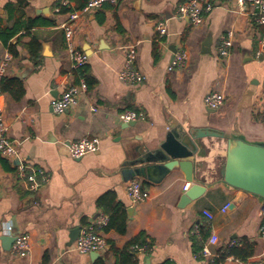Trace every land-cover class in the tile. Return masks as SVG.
<instances>
[{
  "label": "crops",
  "instance_id": "obj_1",
  "mask_svg": "<svg viewBox=\"0 0 264 264\" xmlns=\"http://www.w3.org/2000/svg\"><path fill=\"white\" fill-rule=\"evenodd\" d=\"M69 1V12L86 4ZM188 1L123 0L84 14L74 24L73 39L89 56L88 91L76 106L57 114L51 100L78 83L61 27L69 12L58 10L60 0H0V28L19 27L10 39L18 55L0 39V59L6 50L12 55L3 76L4 117L7 135L18 149L16 158L0 156V264H98L100 260L117 264L115 249L142 232L152 239L153 247L149 253H137L138 264H211L212 257L193 249V237L201 240L200 228L205 225L208 240L217 237V243L210 244L212 254L233 240L239 244L249 240L256 243L249 259L264 261V240L259 237L263 199L208 177L211 186L181 207L184 187L192 183L180 168L161 175L153 164L136 163L145 148L164 139L174 121L191 132L211 128L225 134L202 140L201 152L206 153L201 170L220 164L227 140L235 135L264 142V50L258 54L264 30L254 7L248 4L241 11L235 0H211L212 10L201 24L192 26L177 14L178 6ZM158 21L166 23V34L156 30ZM229 31L232 46L222 59L217 50ZM129 43L137 44L136 64L145 76L135 86L119 78L125 62L119 47ZM180 46L188 52L187 65L169 71ZM207 48L209 52L204 51ZM14 78L24 84L20 100L10 91ZM210 91L226 97L214 111L204 103ZM92 105L98 110L93 111ZM128 109L142 111L146 119L126 127L119 115ZM86 136L99 137V149L71 157L69 144ZM20 164L44 169L48 182L30 190L20 176ZM144 166L151 179L136 175ZM135 178L150 193L139 205L132 204L127 191ZM113 211L114 223L125 213V233L114 227L103 231L107 247L96 259L75 250L78 236L73 231ZM204 211L213 218L208 220ZM22 233L30 235L32 246L25 258L12 252L10 239ZM223 264L243 262L229 257Z\"/></svg>",
  "mask_w": 264,
  "mask_h": 264
},
{
  "label": "built area",
  "instance_id": "obj_2",
  "mask_svg": "<svg viewBox=\"0 0 264 264\" xmlns=\"http://www.w3.org/2000/svg\"><path fill=\"white\" fill-rule=\"evenodd\" d=\"M123 0H88L87 3L80 9L73 10L68 14L67 22L63 23L61 27L64 29L66 38V48L69 54L72 68L78 77V83L69 85L66 90L58 97L51 100V108L54 113L61 114L76 106L80 97L88 91V83L85 77V67L88 63V55L80 49L73 39L74 24L86 13L91 10L102 7L105 3H117ZM238 8L244 11L248 4L252 5L255 9L256 20L264 30V0H235ZM61 6L68 7L69 0H60ZM213 4L211 0H189L187 3L180 4L177 8V14L181 18H188L192 26L201 24L204 16L212 10ZM60 7H58L59 10ZM156 30L164 35L167 33L166 23L158 21L155 24ZM233 32L229 31L221 40L218 47V55L224 59L228 57L230 48L232 46ZM260 50H264V31L260 39ZM124 51L125 62L123 68L119 72V78L122 82L135 86L143 82L145 76L138 68L137 62V44L129 43L119 47ZM12 55L6 50L5 54L0 59V156L4 158L18 157V149L13 140L7 135V124L4 117V92L2 88V79L5 69L10 61ZM189 60L188 52L185 48L180 46L173 54L169 71L176 68H184ZM225 95L218 91H210L204 98L205 106L209 109L217 110L225 102ZM93 111L98 108L95 105L91 106ZM119 119L123 123L146 119L145 114L140 110L128 109L120 113ZM264 122V117H263ZM101 139L96 136H86L80 140L71 142L69 144V154L73 158H81L89 152H95L99 149ZM20 176L23 177L28 183L30 190H39L49 180L48 174L42 168L31 167L30 165L20 164ZM189 188V183L184 187L185 190ZM128 194L131 198L132 204L139 205L145 202L149 196V190L146 189L142 182L135 178L132 179L127 187ZM229 204L223 207V211H227ZM208 220L213 218V214L208 211L203 212ZM109 222V215L102 214L96 220L83 225L80 233L74 241V248L80 253L91 254L92 252L101 253L107 247V239L103 233L104 227ZM198 231V230H196ZM199 233V232H198ZM259 237L264 240V218L259 228ZM217 243V237L212 235L211 238L205 242L200 254L203 257H216L221 249L216 254H212L210 244ZM235 240L230 245H238ZM31 238L28 233L17 234L12 244V252L19 258H25L31 253ZM135 249L138 252H144L146 246L136 245ZM243 264H264L262 260L242 261Z\"/></svg>",
  "mask_w": 264,
  "mask_h": 264
},
{
  "label": "water",
  "instance_id": "obj_3",
  "mask_svg": "<svg viewBox=\"0 0 264 264\" xmlns=\"http://www.w3.org/2000/svg\"><path fill=\"white\" fill-rule=\"evenodd\" d=\"M204 51L209 52L210 50L207 48ZM211 111L214 110L211 109ZM135 123L136 121L128 122L125 126H133ZM224 136L223 132L211 128L191 132L174 121L164 139L154 148H145L142 157L137 159L136 163L153 164L154 169L159 170L161 175L174 168H180L185 173L186 180L192 183L181 199V207L199 198L207 187L211 186V183L206 182L208 177L264 200V142H250L241 135H235L227 140L226 154L220 164L209 170L204 168L201 170L206 153L201 152L204 150L202 140L224 138ZM14 162L18 164L19 160L15 159ZM146 167L137 169L136 175L151 179ZM80 229L79 227L73 231L76 237ZM75 238L71 236L72 240ZM10 239L12 245L15 235L10 236ZM99 256L98 252L91 253L92 259Z\"/></svg>",
  "mask_w": 264,
  "mask_h": 264
},
{
  "label": "trees",
  "instance_id": "obj_4",
  "mask_svg": "<svg viewBox=\"0 0 264 264\" xmlns=\"http://www.w3.org/2000/svg\"><path fill=\"white\" fill-rule=\"evenodd\" d=\"M88 0H85V3H87ZM60 12L61 13H67L70 10L66 6H61ZM51 24V23H50ZM19 32V27H15L13 29L3 30L0 28V39L4 42L5 45L8 46L9 50L14 54L18 55L17 51L15 49V44L10 42V39L14 37ZM33 43L30 42L29 46L30 49L33 46ZM32 51V49H31ZM6 79L3 77L2 79V88L5 89L4 82ZM89 81V80H88ZM10 82H12L13 88L10 90L11 94L15 99H21L24 95L25 88L23 82H21L18 79H11ZM2 163H7L5 159L1 158ZM114 212H108L109 214V222L104 227V231L109 230L111 227H114L119 233H125L126 231V215L125 213L123 215L119 216L118 222L114 223L113 219ZM200 234H201V240H199L196 236L193 237V249L196 254L200 253V251L203 249V246L205 242L208 240V228L207 226H202L200 228ZM136 245L146 246L145 252H151L153 247V241L152 239L145 233L142 232L139 235H137L135 238L130 240L122 249H115V252L117 254V264H138V251L135 249ZM255 242H251L249 240H244L240 242L238 245H228L221 249L218 256L213 258V261L211 264H223L229 257H234L236 259H239L241 261H247L250 257H252L255 254ZM98 264H105L103 260H100ZM161 264H172L171 262H164Z\"/></svg>",
  "mask_w": 264,
  "mask_h": 264
}]
</instances>
